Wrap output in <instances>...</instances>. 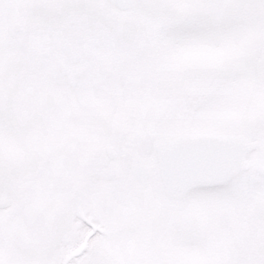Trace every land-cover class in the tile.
I'll return each instance as SVG.
<instances>
[{"label":"snow or ice","instance_id":"obj_1","mask_svg":"<svg viewBox=\"0 0 264 264\" xmlns=\"http://www.w3.org/2000/svg\"><path fill=\"white\" fill-rule=\"evenodd\" d=\"M0 264H264V0H0Z\"/></svg>","mask_w":264,"mask_h":264}]
</instances>
